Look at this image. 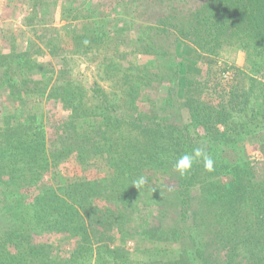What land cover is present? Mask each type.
I'll return each mask as SVG.
<instances>
[{
	"label": "trees",
	"instance_id": "obj_1",
	"mask_svg": "<svg viewBox=\"0 0 264 264\" xmlns=\"http://www.w3.org/2000/svg\"><path fill=\"white\" fill-rule=\"evenodd\" d=\"M66 1L88 0H8L22 27L0 46V264H264V0H138L150 32L85 23L58 62ZM234 50L250 73L221 60ZM196 148L214 171L180 176Z\"/></svg>",
	"mask_w": 264,
	"mask_h": 264
},
{
	"label": "rangeland",
	"instance_id": "obj_2",
	"mask_svg": "<svg viewBox=\"0 0 264 264\" xmlns=\"http://www.w3.org/2000/svg\"><path fill=\"white\" fill-rule=\"evenodd\" d=\"M96 0H88L85 2L83 7H75L73 6L72 2L66 1L63 4L62 10L59 9V13L57 17L60 20L58 30L62 37V46L65 47L64 52L60 53L57 57V61L59 62L60 57L62 55L72 49V46L74 44L73 38L78 34L79 27L83 28L87 24L95 23L94 25H91L92 28H99L103 27L107 24H112L114 27L119 28L121 26L128 27L129 33L132 35V37H128L130 40H134L137 36L138 30L137 28H140L141 34L150 32L151 30H148L150 28V25H148L144 20H140L139 18L141 15L147 10L145 8H142L138 10L139 2L138 0L133 1V4L126 5L128 7L126 8H118L117 13L112 14L110 11L108 12L106 10V16L104 13L101 12H91V5L92 2ZM101 1V0H99ZM22 2V1H20ZM54 4L58 5V2H51V9H54ZM16 5L15 3H8V0H0V46L6 47V44L8 42V39L12 38L13 33L17 32L19 28L22 27V20L20 17L18 18H9L10 16V9L8 6ZM17 7V6H15ZM57 6H55L56 8ZM23 8L22 5L19 6V9ZM128 9V12L127 10ZM133 10H136L135 12H132ZM119 12V13H118ZM97 15V16H96ZM146 19V18H145ZM90 27L87 25L86 28ZM90 27V28H91ZM154 27V26H152ZM115 28V29H116ZM26 34L25 36L29 37V31L27 28H24ZM108 30V29H107ZM126 31V32H128ZM154 30H152L153 32ZM126 32H124V36L126 35ZM74 36V37H73ZM73 37V38H71ZM24 37L21 38V45L23 46ZM157 43L161 45L165 50H168L169 52H173V36L169 34H160V36L157 37ZM147 45L151 44L147 43ZM148 58V57H147ZM136 59L143 60L146 59L145 56H139V58L136 57H130L129 62L130 63H136ZM221 60L227 64L228 67H234L236 69L242 70L244 72L250 73L249 66L245 62V56L242 52L238 50L230 51L226 54H224L221 58ZM171 64L174 65V63L171 62ZM168 64L167 66H169ZM202 65V64H200ZM166 66V65H165ZM82 75V80L86 84L87 88H90L94 81L98 80L96 76V72L94 69V64L91 61H88V63H82L80 66V72ZM78 73V74H79ZM262 75V76H261ZM254 77H258L261 81H264V75H253ZM140 100L144 103H154L155 98L150 94V91H146V93L143 92V94L140 97ZM94 175H97L99 172L97 168H93ZM1 207V206H0Z\"/></svg>",
	"mask_w": 264,
	"mask_h": 264
},
{
	"label": "clouds",
	"instance_id": "obj_3",
	"mask_svg": "<svg viewBox=\"0 0 264 264\" xmlns=\"http://www.w3.org/2000/svg\"><path fill=\"white\" fill-rule=\"evenodd\" d=\"M196 160H202L203 165L206 171L211 172L214 171V159L208 155L201 148H196L193 150L191 154L185 153L181 155L174 164V170L179 173L180 176H185L190 173L193 164ZM135 186L139 188L140 186L146 184V181L143 178H139L134 182Z\"/></svg>",
	"mask_w": 264,
	"mask_h": 264
}]
</instances>
